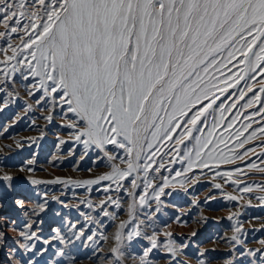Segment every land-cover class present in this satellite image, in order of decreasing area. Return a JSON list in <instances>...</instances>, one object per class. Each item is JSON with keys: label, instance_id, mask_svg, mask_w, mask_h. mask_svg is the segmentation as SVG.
Returning a JSON list of instances; mask_svg holds the SVG:
<instances>
[{"label": "snow or ice", "instance_id": "6c2138e0", "mask_svg": "<svg viewBox=\"0 0 264 264\" xmlns=\"http://www.w3.org/2000/svg\"><path fill=\"white\" fill-rule=\"evenodd\" d=\"M21 99L25 115L59 117L57 147L105 170L44 180L34 154L0 159V264H193L155 218L202 175L228 201L264 205L251 179L264 178V0H0V112ZM51 184L84 196L40 190ZM245 232L221 238L223 264H264V239L249 247Z\"/></svg>", "mask_w": 264, "mask_h": 264}, {"label": "rangeland", "instance_id": "374dc122", "mask_svg": "<svg viewBox=\"0 0 264 264\" xmlns=\"http://www.w3.org/2000/svg\"><path fill=\"white\" fill-rule=\"evenodd\" d=\"M23 107L24 101L21 99L10 108L0 112V147L9 144L13 146L12 151L5 148L0 154V159L7 157L8 163L18 165L23 159L30 158L34 154L37 161L35 176L44 180L57 177L81 180L90 178L93 173L105 170L103 166L97 169L90 159L80 160L78 150L75 156L70 155L71 145L65 144L57 147V137L67 138L66 133L56 126L59 123V117L52 124H47L39 119L40 111H29L25 115ZM17 113L22 117L21 119H16ZM14 119L16 122L13 124ZM8 125H11L8 131L3 132V126ZM41 133H43L42 138ZM25 137L39 138L38 146L25 145L23 149H16L14 141ZM88 168H93V173L88 172ZM251 179L260 181L264 178L256 174ZM212 183L211 174H209L207 177L202 175L198 182L186 184L185 189H180L179 185H176L175 190L169 189L173 191V195L161 198L164 206L155 218L157 231L161 233L171 231L177 242L183 241L189 244L186 252L193 259V264H195L196 254L205 249L209 250L206 256L211 260V264H223V260L227 258L228 246L221 238L231 236L233 225L237 222H243L246 230L243 238L249 247H257L258 241L264 239V205L259 204L255 199L249 205L246 195L243 200L228 201L221 190L212 187ZM40 190L62 196L73 203L76 202L74 194L81 198L84 196L83 188H77L71 184L41 185ZM224 191L238 195L228 186L224 187ZM92 195L94 198H99V193L95 191ZM208 196L214 199L204 203ZM230 215L233 216L231 221L227 219ZM177 216L184 223L177 222ZM204 217L208 218L207 223L204 222ZM193 232H196L195 236H192ZM157 259L160 260V264H166L162 253H157Z\"/></svg>", "mask_w": 264, "mask_h": 264}]
</instances>
